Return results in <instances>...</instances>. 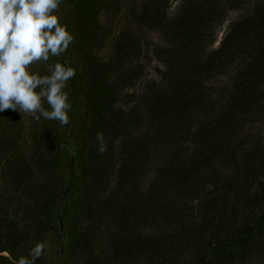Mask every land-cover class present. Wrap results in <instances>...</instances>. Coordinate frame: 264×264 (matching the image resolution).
Segmentation results:
<instances>
[{"label": "trees", "instance_id": "obj_1", "mask_svg": "<svg viewBox=\"0 0 264 264\" xmlns=\"http://www.w3.org/2000/svg\"><path fill=\"white\" fill-rule=\"evenodd\" d=\"M170 1L62 0L74 42L32 70L75 68L70 123L0 112V264H264V0Z\"/></svg>", "mask_w": 264, "mask_h": 264}, {"label": "clouds", "instance_id": "obj_2", "mask_svg": "<svg viewBox=\"0 0 264 264\" xmlns=\"http://www.w3.org/2000/svg\"><path fill=\"white\" fill-rule=\"evenodd\" d=\"M61 2L0 0V112L13 110L62 126L70 123L72 105L66 89L76 75L75 68L57 60L48 65L47 75L32 70L34 64L60 57L74 42L57 14ZM95 141L99 153L107 151L102 132H97ZM45 249L46 244L38 241L16 264H35Z\"/></svg>", "mask_w": 264, "mask_h": 264}, {"label": "rangeland", "instance_id": "obj_3", "mask_svg": "<svg viewBox=\"0 0 264 264\" xmlns=\"http://www.w3.org/2000/svg\"><path fill=\"white\" fill-rule=\"evenodd\" d=\"M183 0H171L170 1V15H174L177 11L178 7L182 3ZM241 15V11H233L229 13L225 19V21L220 25L218 29V33L216 36V43L215 46L221 41L222 37L228 31L230 25L236 21ZM115 24V32L114 37L117 35V31L125 26L128 25L129 22V15L125 13V11L118 13L117 17L113 20ZM138 35L141 38L142 43V54L140 57V65L143 68V75L145 80H150L157 77V70L160 68L157 60L153 56V49L159 45L162 41L159 34L150 32L147 29H140L138 30ZM110 49V44H108L105 49L104 53L108 52Z\"/></svg>", "mask_w": 264, "mask_h": 264}]
</instances>
